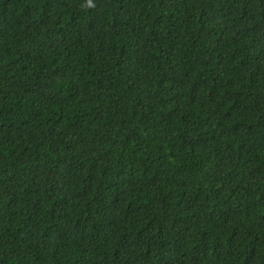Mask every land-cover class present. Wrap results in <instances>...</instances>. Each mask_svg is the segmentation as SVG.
<instances>
[{"label":"trees","instance_id":"obj_1","mask_svg":"<svg viewBox=\"0 0 264 264\" xmlns=\"http://www.w3.org/2000/svg\"><path fill=\"white\" fill-rule=\"evenodd\" d=\"M0 264H264V0H0Z\"/></svg>","mask_w":264,"mask_h":264}]
</instances>
